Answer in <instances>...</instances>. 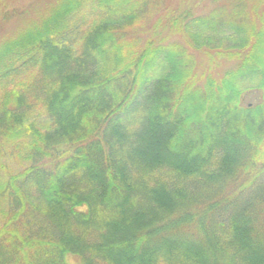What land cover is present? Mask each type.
Returning a JSON list of instances; mask_svg holds the SVG:
<instances>
[{
    "label": "trees",
    "instance_id": "1",
    "mask_svg": "<svg viewBox=\"0 0 264 264\" xmlns=\"http://www.w3.org/2000/svg\"><path fill=\"white\" fill-rule=\"evenodd\" d=\"M206 1L53 0L0 38V264H264V0Z\"/></svg>",
    "mask_w": 264,
    "mask_h": 264
},
{
    "label": "rangeland",
    "instance_id": "2",
    "mask_svg": "<svg viewBox=\"0 0 264 264\" xmlns=\"http://www.w3.org/2000/svg\"><path fill=\"white\" fill-rule=\"evenodd\" d=\"M8 1V3H6ZM177 1V0H176ZM50 2H53V0H5V4L7 7V13L11 14V16L8 17V19L3 20L0 22V38L6 37L10 35L12 32H14L19 25H21L22 20L26 18V16L35 11V10H41L44 7H46ZM196 11L195 14L202 15L212 10L213 6L210 2V0L206 1V3H196ZM13 8H15V12L13 11ZM16 12L18 15H16ZM15 14V15H14ZM170 41H174L175 43H178L182 46H184L185 42L180 36H174L171 38ZM185 48V47H184ZM186 49V48H185ZM194 58V62L198 64V73L202 76L210 75L213 78H218L221 74H223L225 71L233 68L235 62H230L229 60H223L220 62H217L216 64H208L206 63V60L200 56V53L192 52L189 50ZM202 60V61H200ZM254 90V89H252ZM259 98V94L256 91H252L247 93L243 98V103L249 104L254 103L256 98ZM19 167L16 166V164L11 165V171H16ZM67 264H80L79 261L75 257H68L67 258Z\"/></svg>",
    "mask_w": 264,
    "mask_h": 264
}]
</instances>
